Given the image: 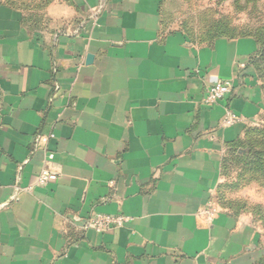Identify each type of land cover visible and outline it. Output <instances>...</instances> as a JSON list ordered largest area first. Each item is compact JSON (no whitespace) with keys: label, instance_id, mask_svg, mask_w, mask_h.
Here are the masks:
<instances>
[{"label":"crops","instance_id":"1","mask_svg":"<svg viewBox=\"0 0 264 264\" xmlns=\"http://www.w3.org/2000/svg\"><path fill=\"white\" fill-rule=\"evenodd\" d=\"M173 7L0 0V264L264 261V231L218 200L262 122L259 40L190 36ZM225 80L230 96L205 105ZM226 110L242 121L224 127ZM98 213L131 221L83 231Z\"/></svg>","mask_w":264,"mask_h":264},{"label":"rangeland","instance_id":"2","mask_svg":"<svg viewBox=\"0 0 264 264\" xmlns=\"http://www.w3.org/2000/svg\"><path fill=\"white\" fill-rule=\"evenodd\" d=\"M173 15L193 37L239 36L264 28V0H174ZM258 65L264 88V56ZM245 145L248 153L228 161L222 172L219 205L264 231V202H257V195L264 196V173L255 171L257 161L264 162V113Z\"/></svg>","mask_w":264,"mask_h":264},{"label":"built area","instance_id":"3","mask_svg":"<svg viewBox=\"0 0 264 264\" xmlns=\"http://www.w3.org/2000/svg\"><path fill=\"white\" fill-rule=\"evenodd\" d=\"M233 88V83L229 80L225 81H217L210 87L206 89L203 95L202 102L205 105H216L221 101H225L231 94ZM242 121V118L239 117L234 112L230 110H226L224 113V117L222 119V125L224 127H232ZM52 136L44 137L40 134L38 135V141H47ZM53 159V155L51 153L47 154V161H51ZM53 178L52 173H50L47 169L42 168L37 179V185L44 187L47 186L50 180ZM202 214L206 216L208 220H212L214 215L216 214V208L212 202H210L206 208L202 210ZM131 221L130 217L123 214L116 215H108L98 213L90 218H87L83 224L82 229L86 232H93L96 235H101L108 231L114 229H120L127 225Z\"/></svg>","mask_w":264,"mask_h":264},{"label":"trees","instance_id":"4","mask_svg":"<svg viewBox=\"0 0 264 264\" xmlns=\"http://www.w3.org/2000/svg\"><path fill=\"white\" fill-rule=\"evenodd\" d=\"M218 25H222V24H218ZM263 27H264V25H263ZM256 31H257V33H256ZM256 31L249 32V34H252L253 36L257 37L258 40H259L260 50H259V53H258V57H257V59L255 61V66H256L257 73H258V77L260 79L259 67H258L259 65L258 64H259V61L261 60V56L262 57L264 56V28L257 29ZM222 35H216V36H222ZM263 90H264V88H263ZM256 164H258V165H256V170L255 171L257 173L260 172V174H263L264 173V162L260 163L259 161H257ZM257 167H259V169H257ZM259 264H264V261L260 262Z\"/></svg>","mask_w":264,"mask_h":264},{"label":"clouds","instance_id":"5","mask_svg":"<svg viewBox=\"0 0 264 264\" xmlns=\"http://www.w3.org/2000/svg\"><path fill=\"white\" fill-rule=\"evenodd\" d=\"M257 202H264V196L257 195Z\"/></svg>","mask_w":264,"mask_h":264}]
</instances>
